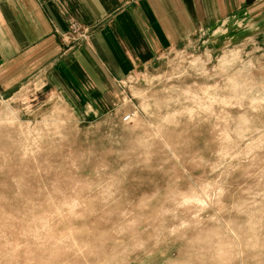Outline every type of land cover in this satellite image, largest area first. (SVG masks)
Returning a JSON list of instances; mask_svg holds the SVG:
<instances>
[{
  "label": "rangeland",
  "instance_id": "rangeland-1",
  "mask_svg": "<svg viewBox=\"0 0 264 264\" xmlns=\"http://www.w3.org/2000/svg\"><path fill=\"white\" fill-rule=\"evenodd\" d=\"M223 39L95 112L0 91V264H264V42Z\"/></svg>",
  "mask_w": 264,
  "mask_h": 264
},
{
  "label": "crops",
  "instance_id": "crops-1",
  "mask_svg": "<svg viewBox=\"0 0 264 264\" xmlns=\"http://www.w3.org/2000/svg\"><path fill=\"white\" fill-rule=\"evenodd\" d=\"M205 35L264 42V0H0V91L40 85L99 111L164 52Z\"/></svg>",
  "mask_w": 264,
  "mask_h": 264
},
{
  "label": "built area",
  "instance_id": "built-area-1",
  "mask_svg": "<svg viewBox=\"0 0 264 264\" xmlns=\"http://www.w3.org/2000/svg\"><path fill=\"white\" fill-rule=\"evenodd\" d=\"M70 33L72 35L84 36L86 34V30H82L80 26H78L75 22L70 23Z\"/></svg>",
  "mask_w": 264,
  "mask_h": 264
}]
</instances>
